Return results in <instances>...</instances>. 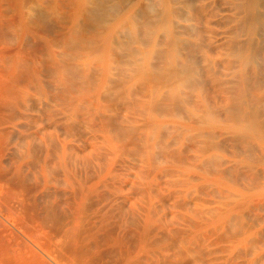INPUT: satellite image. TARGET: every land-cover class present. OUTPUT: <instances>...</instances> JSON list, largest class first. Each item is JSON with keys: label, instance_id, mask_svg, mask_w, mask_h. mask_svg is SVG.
<instances>
[{"label": "bare ground", "instance_id": "1", "mask_svg": "<svg viewBox=\"0 0 264 264\" xmlns=\"http://www.w3.org/2000/svg\"><path fill=\"white\" fill-rule=\"evenodd\" d=\"M0 264H264V0H0Z\"/></svg>", "mask_w": 264, "mask_h": 264}]
</instances>
